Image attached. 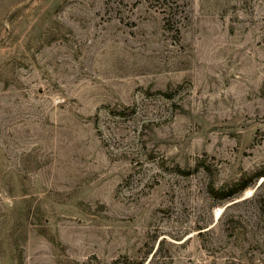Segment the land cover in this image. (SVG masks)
Returning <instances> with one entry per match:
<instances>
[{
    "label": "rangeland",
    "instance_id": "1",
    "mask_svg": "<svg viewBox=\"0 0 264 264\" xmlns=\"http://www.w3.org/2000/svg\"><path fill=\"white\" fill-rule=\"evenodd\" d=\"M262 175L264 0H0V264H264Z\"/></svg>",
    "mask_w": 264,
    "mask_h": 264
},
{
    "label": "trees",
    "instance_id": "2",
    "mask_svg": "<svg viewBox=\"0 0 264 264\" xmlns=\"http://www.w3.org/2000/svg\"><path fill=\"white\" fill-rule=\"evenodd\" d=\"M264 176V175H262ZM240 187L238 190H245L250 184L247 181H241L239 183ZM212 192H214V189H212ZM219 193V194H218ZM215 195L219 196V198L222 199H226V198H230L232 196H234L236 194V191H220V192H214ZM156 255V254H155ZM154 255V256H155ZM154 258V257H153ZM153 259H151L147 264H152ZM98 264H102V263H98ZM139 264H144L143 262L139 263Z\"/></svg>",
    "mask_w": 264,
    "mask_h": 264
}]
</instances>
